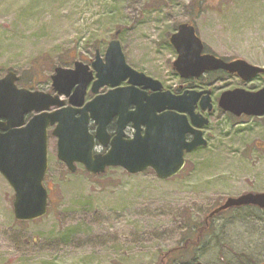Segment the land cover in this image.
Wrapping results in <instances>:
<instances>
[{
	"label": "rangeland",
	"instance_id": "obj_1",
	"mask_svg": "<svg viewBox=\"0 0 264 264\" xmlns=\"http://www.w3.org/2000/svg\"><path fill=\"white\" fill-rule=\"evenodd\" d=\"M195 26L206 51L264 66V0H0V77L13 70L29 88L52 91L57 66L90 65L120 39L127 61L170 89L185 85L174 70L171 35ZM119 32L117 35L116 33ZM34 79V80H33ZM210 145L186 155L183 171L167 180L149 169L111 167L75 172L57 157L49 129L48 213L15 217V192L0 173V264H260L264 209L233 208L198 227L228 197L264 193V116H234L218 106L226 90L264 86L210 72ZM19 86L27 87L22 84Z\"/></svg>",
	"mask_w": 264,
	"mask_h": 264
},
{
	"label": "water",
	"instance_id": "obj_2",
	"mask_svg": "<svg viewBox=\"0 0 264 264\" xmlns=\"http://www.w3.org/2000/svg\"><path fill=\"white\" fill-rule=\"evenodd\" d=\"M170 41L177 52L173 67L184 79L216 70L236 74L243 81L264 74V67L244 59L227 61L204 53L205 44L191 23L180 24ZM92 66L93 70L82 61H76L73 68L57 66L52 75L55 95L19 87V76L13 70L0 78V173L15 192L14 213L20 221L36 220L48 212L44 179L49 166V127H53L52 134L57 138L58 159L71 172L81 164L95 175L111 167L123 168L130 174L151 168L160 179L167 180L183 170L186 153L207 144L203 133L190 125L187 114L197 127L208 123L207 119L196 120L202 116L195 112V104L203 96L202 109L211 110L210 90H186L180 95L162 91L159 80L128 64L117 38L109 42L104 58L97 51ZM95 77L93 92L103 86L113 89L85 102L87 88ZM127 80L128 87H118ZM139 86L155 93L148 96ZM62 96L69 97L68 104ZM131 105L135 108L131 109ZM218 106L235 116H264V86L258 90H226ZM30 114L34 115L28 119ZM117 116L118 128L111 138L108 126L113 119L117 122ZM130 122L135 135L126 139L124 129ZM92 123L95 132L90 129ZM189 132L194 134L191 142L187 141ZM97 143L110 147L105 153L99 152ZM242 206L264 209V193L228 197L209 217Z\"/></svg>",
	"mask_w": 264,
	"mask_h": 264
},
{
	"label": "flooded vegetation",
	"instance_id": "obj_3",
	"mask_svg": "<svg viewBox=\"0 0 264 264\" xmlns=\"http://www.w3.org/2000/svg\"><path fill=\"white\" fill-rule=\"evenodd\" d=\"M207 52V51H205ZM233 60V59H231ZM130 65V64H129ZM132 66V65H131ZM133 67V66H132ZM135 68V67H133ZM136 69V68H135ZM138 70V69H136ZM138 71H141V70H138ZM220 71H223V70H220ZM220 71H213L214 73L215 72H220ZM143 72V71H142ZM212 72V73H213ZM225 72V71H224ZM145 73V72H144ZM93 74L95 75V73L93 72ZM207 74H210L209 72L206 73L205 75L199 77V78H188V79H184V80H187L185 82V85H181L179 88H176V89H170L169 87H167L161 80L157 79V78H154L153 76H150L156 80H159L163 86L162 88V91H171L173 94L175 95H180V94H183L186 90H191V91H202V90H210L211 91V102H212V109L209 110V109H206V110H203L202 109V104H201V101H202V97H200V99L197 101V103L195 104V112L196 113H199L202 117H198L196 118L197 121L199 122H202L204 119H207L208 120V123L205 124L204 126L202 127H197L195 125V123L193 122V118L190 114H187V119L190 123V125L194 128V129H198L200 130L202 133H203V138L207 141V144L206 145H203V146H199L197 147L196 149H194L192 152L194 151H198V150H201V149H205L207 148L210 143H211V136L208 135V129L211 128V120H212V113L214 111V92L212 90V83H209L208 86H204V87H199L198 85L194 84V81H198V80H201L204 76H206ZM236 75V74H229V73H225V75ZM238 76V75H236ZM181 77V76H180ZM239 77V76H238ZM258 77V76H257ZM256 77V78H257ZM96 77L91 81V83L89 84L88 88H87V92H86V95H85V102H88V101H91L92 99H94L97 95L99 94H105L107 93L108 91H110L111 89H113L111 86H103L99 89L98 92H93V83L95 81ZM252 81V80H251ZM130 84L127 81H123L118 87L121 88V87H128ZM139 90L144 93H146L148 96L152 95L153 93H155V91H153L151 88H144V86H139ZM52 94H55V92H53V88H52V91H51ZM65 101H66V104H68V101H69V97H64ZM131 109H134L135 106L134 105H131L130 107ZM32 115V114H31ZM29 115V116H31ZM95 125L92 123L91 124V130L92 132H95ZM116 127L118 128V116H117V122H116V119H113V121H111V123L109 124L108 126V131H109V134L111 136V138L114 136V133L116 131ZM144 129L145 127L142 126ZM144 129L142 130V133L144 132ZM124 132H125V138L128 139V138H132L134 135H135V128H134V125H133V122H130L126 125L125 129H124ZM194 138V134L189 132L187 134V141L191 142ZM110 146H107V147H104L102 145H100V143H97V151L99 152H107V150L109 149ZM210 220L213 219V217H208ZM207 217L205 218L206 222L209 220ZM264 262V261H262ZM261 262V263H262ZM260 263V264H261ZM196 264H199V263H196Z\"/></svg>",
	"mask_w": 264,
	"mask_h": 264
},
{
	"label": "trees",
	"instance_id": "obj_4",
	"mask_svg": "<svg viewBox=\"0 0 264 264\" xmlns=\"http://www.w3.org/2000/svg\"><path fill=\"white\" fill-rule=\"evenodd\" d=\"M217 73H219L220 75H225L226 72L220 71V72H217ZM29 83L30 82H28V80H24L23 78H20V84L28 87L29 86ZM30 85H31V83H30ZM244 207L253 208V209L256 208V207H253V206H243V207H240V208H244ZM222 213L223 212H221V213H219V214H217L215 216H218V215H220ZM211 222H212V220H210V219L207 222H206V220H204V223L198 227L197 240H196V242H193V244H197V245L200 244L201 243V240H202V237L204 236V234L206 232H208V231L213 230V226H212V223Z\"/></svg>",
	"mask_w": 264,
	"mask_h": 264
}]
</instances>
